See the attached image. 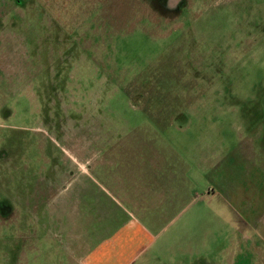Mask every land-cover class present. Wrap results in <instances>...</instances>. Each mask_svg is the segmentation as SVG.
Returning <instances> with one entry per match:
<instances>
[{
  "label": "rangeland",
  "instance_id": "1",
  "mask_svg": "<svg viewBox=\"0 0 264 264\" xmlns=\"http://www.w3.org/2000/svg\"><path fill=\"white\" fill-rule=\"evenodd\" d=\"M0 264H264V0H0Z\"/></svg>",
  "mask_w": 264,
  "mask_h": 264
},
{
  "label": "crops",
  "instance_id": "2",
  "mask_svg": "<svg viewBox=\"0 0 264 264\" xmlns=\"http://www.w3.org/2000/svg\"><path fill=\"white\" fill-rule=\"evenodd\" d=\"M65 189V187L63 188ZM53 219V218H52ZM56 219H58V222L61 220V222L64 221V226L67 227V222L68 220L66 219L65 216H61V218L57 217ZM63 225V224H62ZM62 234V238L63 240L67 243V252L69 253L71 259L75 260V261H80L83 257L86 258L87 256V253L90 252V251H86L84 249H86L84 246H82L81 248H78L76 246V242H74L73 240H78L80 238V235H76L75 233H72L71 231H67L65 232L64 229H63V232H61ZM73 241V243H72ZM81 244V242H80ZM78 249L82 250V251H79ZM90 254V253H88Z\"/></svg>",
  "mask_w": 264,
  "mask_h": 264
}]
</instances>
